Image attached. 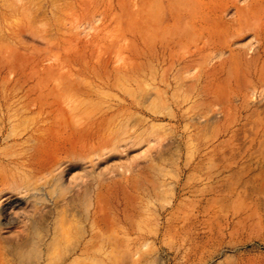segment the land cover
<instances>
[{"label":"rangeland","instance_id":"374dc122","mask_svg":"<svg viewBox=\"0 0 264 264\" xmlns=\"http://www.w3.org/2000/svg\"><path fill=\"white\" fill-rule=\"evenodd\" d=\"M222 1L225 10L220 14L230 21V0ZM239 1L243 5L246 0ZM182 2L0 0V157L3 153L32 154L39 135H54L60 126H79L104 113L123 111L118 120L126 130L121 153L116 156L121 160L111 161L108 151L99 158L93 155L96 162L106 161L100 168L106 172L104 177L92 174L97 167L89 158L83 165L90 174L76 167L64 174L63 184L68 186L74 175L90 186L93 198L101 180L118 176L120 184L128 187L119 193L106 192L105 206L111 209L118 197L133 200L137 207L145 204L150 239L146 246L106 247L98 261L82 264H121L126 254L132 255L129 264H264V201L258 190L264 167L238 170V176L230 172L215 175L220 165L214 158L221 155L224 142L233 141L230 116L196 122V110L182 113L178 107L188 97L191 106L193 102L200 105L202 112L216 92L230 99L229 78L206 76L212 65L219 64H209L212 51L202 55L206 64H192L204 39L199 25L204 24L201 17L180 23L197 0ZM184 25L188 35L182 40L178 35ZM217 40L221 46L224 39L220 36ZM261 57L264 60V53ZM11 116L15 122H9ZM257 119L261 124L254 132L258 134L251 135L249 128L238 137L246 144L255 140L254 149L260 151L257 158H262L264 116ZM11 132L22 134L16 145L4 141ZM161 145L167 152L158 160ZM127 170H131L129 175ZM20 173L27 178L23 170ZM23 177L24 188L27 182ZM151 184H157V191ZM81 186H74L75 190ZM53 188L23 192L11 205L4 201L5 194H0V233L20 240L26 211L32 204L41 205L33 195L54 207L57 192L49 193ZM179 200L192 221L185 237L190 233L188 237L194 239L184 245L172 238L160 244L153 234L154 219L161 222ZM136 236L134 233L132 238ZM118 237L122 239V235ZM24 250L0 245V264H35L34 259H18Z\"/></svg>","mask_w":264,"mask_h":264},{"label":"bare ground","instance_id":"6f19581e","mask_svg":"<svg viewBox=\"0 0 264 264\" xmlns=\"http://www.w3.org/2000/svg\"><path fill=\"white\" fill-rule=\"evenodd\" d=\"M185 1L190 3V0H183L182 3ZM192 7L187 12L184 10L185 15L180 20V23L185 21L188 24L201 17L204 24L199 25L201 27L199 32L204 39L202 46L197 47V55L192 64L194 66L206 64L207 59H203L202 55L205 51H212L209 64L214 61L219 64L218 67L212 65L206 76L209 79L214 76L229 78L230 99L216 92L214 98L204 104L205 110L203 109L202 112L198 109L200 105L193 102L191 106L188 97L179 102L178 107L182 113L183 110L184 113L191 109L196 110L193 114V120L196 122L197 119H206L210 123L223 115L225 118L230 116V137L233 141L228 140L230 145L224 142L221 155L214 158V161L220 165L215 175L220 176L230 172L231 175L238 176V170H249L259 166H262V170L264 150H261L262 158H257L260 151L254 149L255 140L252 139L246 144L241 142L238 136L249 128L252 130L251 135L258 134V131L254 132L261 124L257 117L264 116V60L261 57L264 53V0H246L243 5L239 0H230V10L232 9L230 21L224 20L220 14L225 10L222 0H197ZM212 14L213 18H211ZM185 26L181 28L182 31L180 30L179 39L184 40L183 38L188 35ZM193 26L196 30V24ZM220 36L224 39L221 46L217 43ZM177 43L181 45V40ZM227 51H229L228 55ZM189 65L190 63H186L187 67ZM113 112L104 113L99 118L79 126H74L72 123L66 127L60 126L54 135H39L34 144L35 152L32 154H1L0 194H5L6 204L11 205L20 200L17 196L26 191L32 192L54 186L49 193L57 192L54 207L46 206L45 199L33 195L41 205L38 208L32 204L26 211L28 214L23 223L24 236L20 240L5 237L0 233V245L6 243L12 250L27 249L18 254L19 260L34 259L35 264H82L87 260H96L98 254L104 253L106 247L117 244L148 245L150 236L146 221H150V218L146 216L148 212L145 213L147 208L145 204L137 207L134 201L127 197L125 200L118 197L111 209L104 204L103 195L106 192L119 193L128 187L120 184L118 176L112 175L101 180L93 198L90 196V186L80 182V179L74 175L71 176L68 186L63 184L64 174L72 173L76 167H80L85 175H89V169L83 165V162L89 161V158L90 164L97 167L92 174L103 177L106 172L100 168L107 164L106 161L97 160V163L92 157H98L108 151L111 161L119 159L116 156L121 150L122 134L126 128L122 129L119 121L123 118L122 116L119 118L123 111ZM13 121L15 122L14 116L9 117V122ZM21 137L22 134L11 132L4 141H13V145H16L21 141ZM213 151L216 152V149ZM166 152L167 148L161 145L157 150L158 160H163ZM93 162L96 163L92 164ZM22 170L27 178L20 173ZM129 172L131 170H127L126 175H129ZM122 175L124 173L120 177ZM22 177L27 182L24 188L20 182ZM250 180H253V176ZM261 184L258 190H261L264 201V180ZM80 185L82 186L75 190L74 186ZM156 186L157 184H151L153 191H157ZM183 207V201L179 200L173 204L167 216L161 218L162 223L159 219L157 222L154 219L156 229L153 234L156 242L164 244L172 238L179 239L184 245L190 241L189 239L192 238L188 237L190 233L187 237L185 234L192 227V221ZM0 231L3 230L0 228ZM134 233L137 236L132 238ZM119 234L122 235V239L118 237ZM131 261L132 255L126 254L121 264H129Z\"/></svg>","mask_w":264,"mask_h":264}]
</instances>
